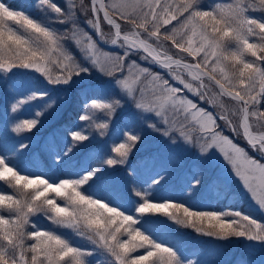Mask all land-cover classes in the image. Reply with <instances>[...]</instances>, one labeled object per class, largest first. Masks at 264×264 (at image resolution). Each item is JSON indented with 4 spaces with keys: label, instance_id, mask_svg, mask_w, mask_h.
Listing matches in <instances>:
<instances>
[{
    "label": "snow or ice",
    "instance_id": "1",
    "mask_svg": "<svg viewBox=\"0 0 264 264\" xmlns=\"http://www.w3.org/2000/svg\"><path fill=\"white\" fill-rule=\"evenodd\" d=\"M36 6L43 12L40 18L0 0V74L13 82L11 112L16 114L12 117L16 122L12 132H31L43 125L40 118L54 103L66 102L76 89L84 92L78 119L86 124L67 129L71 142L61 138L63 156L56 152L58 167L68 166L82 142L94 139L90 133L108 135L114 115L131 104L141 114L154 113L161 118L163 128L153 123L147 127L173 143L177 141L172 134L179 132L186 144L199 147L200 154L209 159L213 155L210 149L218 151L264 213V156L260 160L251 157L223 134L218 124L223 120L239 134L227 115L225 99L234 102L246 143L264 154V134H254L250 125V118L264 119V0H217L214 4L205 0H64L63 7L54 0H37ZM121 22L131 27L125 30ZM56 24L66 27L57 29ZM105 24L112 30L107 44L122 49L119 55L99 47L105 42ZM162 41L170 42L195 63L169 54ZM68 44L80 52L79 58ZM139 52L144 54L141 59L150 58L162 69H184L198 86L176 73H171L172 79L193 95L206 97L210 108L218 106L219 116L190 98H177L182 90L169 86L161 74H153L138 61L129 63ZM125 68L130 72L136 68L138 75L130 81L123 75ZM20 69L27 74L16 71ZM94 69L109 78L117 94L89 95L92 87L86 88L81 81ZM142 75L155 83L151 99H146L143 87H136ZM41 82L53 86L52 90ZM52 92L58 93L56 101L50 99ZM33 108L38 110L31 118H21ZM181 110L183 121L179 120ZM189 118L202 135L193 137L191 129L184 130ZM122 136L120 142H113L114 155L90 150L73 171L55 178L22 169L7 155L9 151L23 155L30 137L14 142L11 149L6 143L0 146V182L13 190L10 194L0 188V264H184L179 249L145 227L161 223L152 220L154 216L167 217L206 237L222 241L242 238L264 248V220L235 209L193 210L183 201L157 196L172 173L164 165L157 166L155 158L141 162L147 174L139 181L141 187H133L138 199L127 197L123 182L114 172L105 174L104 166L125 165L143 137L131 121L124 125ZM132 175H137L135 169ZM183 183L190 197L196 196L204 184V173L194 168L185 174ZM104 186L113 188L115 195H102ZM205 191L217 200L227 198L228 180L219 175L209 178ZM44 220L51 227L43 225ZM74 237L87 240L91 247L81 246Z\"/></svg>",
    "mask_w": 264,
    "mask_h": 264
},
{
    "label": "rangeland",
    "instance_id": "2",
    "mask_svg": "<svg viewBox=\"0 0 264 264\" xmlns=\"http://www.w3.org/2000/svg\"><path fill=\"white\" fill-rule=\"evenodd\" d=\"M6 4L10 5L16 10H22L30 13L32 16L40 18L43 15L42 10L37 8V0H3ZM55 3L63 7L64 0H54ZM87 2V0H86ZM217 0H205L206 4H214ZM253 15H259V13H253ZM84 17H80V22L83 24ZM123 29H129L131 26L123 24ZM176 22L173 21V24ZM57 29H63L66 25L56 24ZM87 27V25H85ZM171 27V25L167 26ZM105 33V44L110 38L112 30L106 24L103 25ZM165 29L162 27L161 32ZM91 32L92 30L89 29ZM95 36V33L92 32ZM122 43V41H121ZM166 46L169 54L174 56H183L185 61L195 63L191 57H187L186 54L178 53L175 48L172 47L168 41H162ZM108 45V44H107ZM72 52L79 58L80 52L77 51L72 44H68ZM100 47V46H99ZM101 48V47H100ZM119 55L122 52L118 46L114 51H108ZM144 54L139 52L129 58L131 61H138L139 66H147L151 69L153 74H161L162 78L169 80V86H175L182 91L178 94L177 98L184 96L190 98L199 107L213 111L219 116L221 109L217 107L210 108L207 98H201L200 96L193 95L188 92L187 89H183V86L172 79L171 73H176L181 76L182 79L191 83L194 87L198 86V81H193L187 75L186 71L182 68H176L173 66L171 70L162 69L158 65H155L150 58L141 59ZM249 59H252L249 57ZM21 73L27 74V70H16ZM38 75V74H36ZM123 75L129 76L130 81L138 75L136 68H125ZM42 81V78H41ZM109 78L99 73L97 70H93L89 76H86L81 81L85 87L91 86L93 91L89 92V95L106 94L109 96L115 95L116 90L109 84ZM12 81H8L3 74H0V146L7 144L11 149L14 142L23 139L24 137H30L29 148L24 151L23 155L17 156L15 151H9L7 155L18 163V165L29 172L43 173L49 177H60L69 174L74 170L78 161L82 160L86 154L90 153V150H97L102 155H114L111 153L113 142H120L123 139L122 129L126 123L131 121L134 124L136 131L142 133V140L138 141L134 146L133 151L129 154V160L125 165H117L114 169L108 168L106 165L105 174L108 172H114L115 175L123 182L124 190L127 193V197L131 200H137L138 198L133 195V187H141L139 181H141L146 173V170L141 166V162L147 158H155L157 166L164 165L169 168L172 173V177L169 182L161 186L160 192L157 196L171 197L177 201H183L185 204L191 205L193 210L199 211H220L225 209L239 210L244 214L256 218L258 221L264 220V213L258 210V206L252 201L250 194H248L241 182L232 173L231 166L223 159V156L215 149H210L213 155L209 159L207 154L201 155L199 147H193L184 142L180 137L179 132H175L173 138L177 141L172 142V139L162 136L159 132H154L147 127L148 123H153L158 127L163 128L162 120L156 117L154 113L141 114L138 110H135L131 104L125 106L123 110H118L114 115V123H110V132L105 137L95 135L94 132L90 135H94V139L82 142L83 146L75 150L73 160L68 166H59V158L56 156L57 150L60 151L61 157L65 150V144L61 138H66L68 142H71L70 135H68L67 129H75L78 124H86V122L79 121L78 117L81 111L82 102L85 99L84 92H80L78 89L74 90L71 98L66 102L57 101L54 103L53 109L48 114L41 117L44 121L43 125L37 126L31 132L14 133L12 127L15 124V120L12 117L16 114L11 112V104L14 102L12 96ZM42 87H47L50 91L53 86L46 85V82H41ZM63 87V86H61ZM136 87L139 89L143 87L145 89L146 99L152 98V88L155 87V83L151 81L150 76H140V80L137 82ZM139 94V93H137ZM57 92H52L51 100H57ZM211 95V93H209ZM227 105V115L233 124L237 126V132H234L226 126L223 120H218L219 130L223 134L231 138L237 145L244 147L249 155L253 158L260 160L259 157L254 155V150L246 143L242 131L239 129V116L234 114V102L225 99ZM79 107V111L76 115L75 108ZM171 106L169 105V108ZM38 109L33 108L32 113H25L21 118H31L35 111ZM67 114L69 116H67ZM148 116L147 120L143 119V116ZM179 120H184V113L181 110ZM262 124V123H261ZM185 131H192L190 134L193 137L202 135L199 132V126L189 120L186 122ZM251 130L254 134L263 132V127L259 126V122L256 120H250ZM119 136V139H117ZM247 144V146H245ZM258 147V146H257ZM256 151V150H255ZM261 156L262 153L256 151ZM93 156H96V152H91ZM64 159H67L66 157ZM93 160L92 163H95ZM264 162V161H262ZM194 168L200 169L204 173V184L201 186L200 194L191 196L184 188L183 178L185 174H191ZM135 169L137 175H132V170ZM222 176L228 180L229 193L227 198H221L217 200L213 193L205 191V187L209 181V178ZM135 181V183H133ZM220 189L224 188V185H219ZM100 193L107 195L113 193L115 190L110 186L101 187ZM152 220H159V224H146L145 227L151 229L159 239L165 243L172 244L175 248L179 249L180 253L184 257V264H264V248L256 242H248L244 239L232 238L227 241L214 239L212 237H206L203 235H196L192 233L190 228H180L177 224L173 223L167 217L154 216ZM42 224L51 227L48 221H42ZM74 240L81 246L91 247L89 242L80 237H74ZM93 259H96L93 257Z\"/></svg>",
    "mask_w": 264,
    "mask_h": 264
},
{
    "label": "trees",
    "instance_id": "3",
    "mask_svg": "<svg viewBox=\"0 0 264 264\" xmlns=\"http://www.w3.org/2000/svg\"><path fill=\"white\" fill-rule=\"evenodd\" d=\"M101 18H102V15H101ZM78 111H79V107L77 106L76 108H75V113H76V115H77V113H78ZM67 116H69L68 114H67ZM250 120H256V118H250ZM257 122H259V126H261V127H263V129H264V119H261V120H257ZM262 123V124H261ZM0 188H2L4 191H6V192H8V193H12V189L11 188H8L7 187V185L6 184H3V182H0ZM4 215H7V213L5 212L4 213ZM157 217H160V216H157ZM179 226V225H178ZM180 228H184V227H182V226H179ZM192 230V229H191ZM192 233H194V234H196V235H200V234H197L194 230H192ZM210 238V237H209ZM26 243H31V241H26Z\"/></svg>",
    "mask_w": 264,
    "mask_h": 264
},
{
    "label": "water",
    "instance_id": "4",
    "mask_svg": "<svg viewBox=\"0 0 264 264\" xmlns=\"http://www.w3.org/2000/svg\"><path fill=\"white\" fill-rule=\"evenodd\" d=\"M99 45H100L102 48L107 49V50H110V51L114 50V48H115V46L106 45V44H104V43H101V44H99ZM261 134H264V132L261 133Z\"/></svg>",
    "mask_w": 264,
    "mask_h": 264
}]
</instances>
